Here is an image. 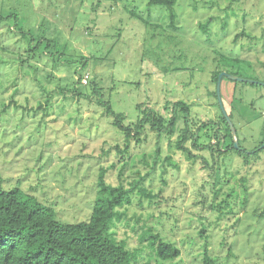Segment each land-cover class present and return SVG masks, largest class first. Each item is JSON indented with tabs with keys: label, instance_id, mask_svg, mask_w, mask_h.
I'll return each mask as SVG.
<instances>
[{
	"label": "rangeland",
	"instance_id": "374dc122",
	"mask_svg": "<svg viewBox=\"0 0 264 264\" xmlns=\"http://www.w3.org/2000/svg\"><path fill=\"white\" fill-rule=\"evenodd\" d=\"M174 11L176 28L168 11L148 0H0L7 17L0 24L3 190L18 188L53 207L60 221L75 223L91 213L101 167L106 182L126 187L135 171L145 172L140 159L152 160L155 134L132 138L122 161L116 147L124 148V136L96 103L93 82L127 120L138 115L137 104L163 112L167 103L184 100L194 119L206 121L222 111L212 73H237L244 80L221 81L224 110L238 127L239 145L247 152L264 147V0H178ZM15 16L34 37L51 41L47 58L38 62L25 52V40L8 29ZM240 31L244 36L234 40ZM18 54L30 58V67H20ZM42 88L67 92L44 97ZM176 136L159 139L158 164L129 203L116 208L110 225L116 242L132 252L133 264H158L149 244L157 233L181 252L165 264H201L207 235L213 264H264V149L258 156L222 153L208 171L174 149ZM167 155L178 167L168 165ZM217 177L223 183L213 200ZM226 193L230 213L221 218L217 205Z\"/></svg>",
	"mask_w": 264,
	"mask_h": 264
},
{
	"label": "trees",
	"instance_id": "16d2710c",
	"mask_svg": "<svg viewBox=\"0 0 264 264\" xmlns=\"http://www.w3.org/2000/svg\"><path fill=\"white\" fill-rule=\"evenodd\" d=\"M177 1L148 0V5L165 8L169 13L170 26L176 28L177 15L174 7ZM130 14L144 25L151 24L134 11H130ZM6 19L7 17L4 18L0 14V24ZM15 23L18 25L11 23L8 29H14L25 40V52L30 53V58H35L38 62L41 58H47L46 51L51 41L44 36L34 37L30 30H25L19 24L18 16H15ZM206 26L204 24L200 25L205 31L207 30ZM241 36H244L243 31L237 33L234 40L239 39ZM17 59H21V68L23 63L28 64L30 67L31 64L26 62L28 59L20 58V54H18ZM82 65L84 64L82 63ZM220 72H222L221 69H216L212 73L214 84H216ZM231 74L238 76L237 73ZM80 79L81 75H79L76 83H80ZM223 79L224 76L221 81ZM91 85V94L97 97L96 103L104 107L106 115L111 118L113 127L124 136V148L119 149L116 147L120 159L122 161L125 159L132 138L136 142H140L142 141L141 134L146 135L149 131L156 136L155 148L151 154L152 160L148 161L145 155L141 157L140 161L146 166L145 172L135 171L136 177L128 187L122 182L116 185L106 182V169L101 167L96 179L91 213L87 220L75 223L60 221L57 219L53 207L39 203L20 189L14 188L5 191L0 185V264H133L132 252L127 250L123 243L116 242L110 231V225L115 217L116 208L124 205V203H129L130 194L136 189L138 183L151 174L155 165L158 164L161 153L159 139L162 136L171 137L177 134L173 143L174 149L192 164L200 160L203 168H207L208 171H212L216 158L222 153L235 152L241 156H258L259 152L264 149V147H260L247 152L239 143L238 148H236L233 145L229 124L222 111H220L217 120H196L191 116L190 105L184 100H176L167 103L163 112H159L147 104H137L138 115L134 120H127L126 114L115 111L112 103L102 98L103 91L99 85L94 82ZM41 92L44 93L45 97L54 92L65 93L67 90L63 88L45 90L42 88ZM77 94L79 93H73L72 96L74 97ZM213 94L216 96L215 91H213ZM79 96L83 95L79 94ZM231 106L234 109L232 103ZM228 116L236 133H238V127L232 119V114L229 113ZM261 144H263V140ZM204 153L212 160V165L209 163V158L207 159L203 155ZM164 159L168 161V165L174 168L178 167L174 162L171 163V156L167 155ZM125 164H127L126 161L123 163L119 175L123 173ZM163 164L161 166L164 168ZM209 175H213V173ZM215 180L211 184L214 188L213 200L220 192L223 183L219 180V177ZM242 182L241 187L245 185L244 180ZM215 184L220 186L216 188ZM147 195L150 198L153 197V195ZM229 197L230 194L226 193L217 205L219 217L221 218H227L230 213L226 210L228 205H231ZM210 209H213L212 205ZM205 231L206 227L203 226L200 234ZM149 244L158 264L169 263L181 253L176 244L162 238L157 233L150 235ZM208 246L207 235H205L201 264H213L215 262L209 253Z\"/></svg>",
	"mask_w": 264,
	"mask_h": 264
},
{
	"label": "water",
	"instance_id": "95a60500",
	"mask_svg": "<svg viewBox=\"0 0 264 264\" xmlns=\"http://www.w3.org/2000/svg\"><path fill=\"white\" fill-rule=\"evenodd\" d=\"M225 76L231 80H244L243 78L239 77V76H236V75H232V74H228L227 72H220L218 74V78H217V82H216V95H217V98H218V102H219V105H220V108L223 112V115L225 116L226 118V121L228 122L229 124V127H230V130H231V135H232V139H233V145L238 148V139H237V133H236V130L233 126V123L231 122L228 114L226 113V111L224 110V107H223V104H222V100H221V92H220V87H221V79L222 77ZM261 84H264V82H261ZM264 142V141H263Z\"/></svg>",
	"mask_w": 264,
	"mask_h": 264
},
{
	"label": "built area",
	"instance_id": "2783aa9c",
	"mask_svg": "<svg viewBox=\"0 0 264 264\" xmlns=\"http://www.w3.org/2000/svg\"><path fill=\"white\" fill-rule=\"evenodd\" d=\"M263 115H264V111H263Z\"/></svg>",
	"mask_w": 264,
	"mask_h": 264
},
{
	"label": "crops",
	"instance_id": "0c3cea01",
	"mask_svg": "<svg viewBox=\"0 0 264 264\" xmlns=\"http://www.w3.org/2000/svg\"><path fill=\"white\" fill-rule=\"evenodd\" d=\"M262 114H263V112H262Z\"/></svg>",
	"mask_w": 264,
	"mask_h": 264
}]
</instances>
